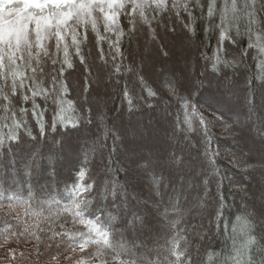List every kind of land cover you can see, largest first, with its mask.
I'll return each mask as SVG.
<instances>
[{
  "label": "trees",
  "instance_id": "1",
  "mask_svg": "<svg viewBox=\"0 0 264 264\" xmlns=\"http://www.w3.org/2000/svg\"><path fill=\"white\" fill-rule=\"evenodd\" d=\"M127 3L116 22L95 10L0 42V264H264L260 168L240 155L264 158V0ZM181 38L197 44L191 88L131 64ZM159 124L169 147L148 132ZM189 195L208 208L200 237ZM152 222L146 255L131 231Z\"/></svg>",
  "mask_w": 264,
  "mask_h": 264
},
{
  "label": "rangeland",
  "instance_id": "2",
  "mask_svg": "<svg viewBox=\"0 0 264 264\" xmlns=\"http://www.w3.org/2000/svg\"><path fill=\"white\" fill-rule=\"evenodd\" d=\"M131 1L136 4V7L142 9L144 5L151 1L163 3L165 0ZM127 2L128 0H75V2L72 4H64L60 2V0H57L56 3L48 7L46 6L47 0H0V16L2 14H5L3 16L4 20L12 15L14 18L12 20L14 21V23H12V21H5L6 23L0 26V42L9 43V39H12L14 42L18 43V41L23 39V37L25 39L28 36V31L30 30L31 25H33V31H35L39 35V37L42 38L46 35V30L54 21L56 23H63L76 14L91 15L95 10L102 12L109 22H116L117 15L121 8L125 7L126 4H129ZM180 37H177V39ZM166 44L167 45L164 44V47L167 49L166 55L162 53L160 46H158L157 44H140L141 47L139 49H136V52L130 59L131 64L135 66V69H143L144 74H146L147 77H149L157 84H160L162 77L166 75H172L173 77H178L182 81L184 86H186L187 88H191L195 79V76L192 75V71L194 72V70L198 69V63L196 61L197 44L192 42L188 38H181L177 41V43L174 44L168 42ZM133 76L137 77L136 74H133V79ZM98 85L99 84H93L92 86L94 88H97ZM98 90H101L102 92L99 91L100 98L97 100V102L100 104V106L105 104L109 106L114 97L109 84L104 87L99 85ZM147 117L148 115H146V113L142 114L141 116L143 120H148ZM120 118L121 120H123V122H120L121 130L125 133L128 128V125L126 124L127 120L123 115H121ZM132 124L133 123H131V125ZM131 127H133L135 132L137 131V127L135 125H132ZM148 127V132L159 141L165 142L166 147H169L173 143L168 138L167 131L165 129L166 126L159 124L158 126L152 125L151 127V125H149ZM244 139H246V137ZM135 143L137 144V142ZM127 145L128 142H126V146ZM250 147L251 146H247V148H245L244 146L241 147L240 155L245 154L249 155V157H254L252 159L256 160V163L260 168L257 172L250 175L253 180V184L258 185V188L255 187L254 189L255 194L250 198H253L251 201V205H254L253 207H256L260 211L264 212V158L260 153L249 150ZM133 155H135V151ZM133 158H131L130 163L136 171L139 166V158L137 156L134 159ZM135 174L138 179L140 178L138 182L142 183V186L146 188L147 182L145 181V178H141L143 175H141L140 173ZM184 201H186V205L183 207V218L189 211L192 217L194 216L197 225V228L193 231L196 232L195 234H197L198 237L205 235V225L203 224V221L205 220L206 211H208V208L202 207L198 200H196V198H191V195L187 196L185 200H183V202ZM151 216L153 219H156L155 214ZM160 228L161 227L158 222H152L150 225H145L144 228L141 227L139 229L137 227L135 228V231H131V234L134 236L135 242L137 243L139 240H141L142 245H144V247H142L138 244H135L140 250V253L146 255L150 254L149 252L152 251H155V253H157V249H151L152 251H150L147 246L160 240V238L157 237L158 233L160 231L162 232V229ZM144 242H146L147 244H144ZM86 264L101 263L96 260H92Z\"/></svg>",
  "mask_w": 264,
  "mask_h": 264
},
{
  "label": "snow or ice",
  "instance_id": "3",
  "mask_svg": "<svg viewBox=\"0 0 264 264\" xmlns=\"http://www.w3.org/2000/svg\"><path fill=\"white\" fill-rule=\"evenodd\" d=\"M56 2H57V0H47V5L46 6L50 7ZM60 2H62L64 4H72V3L75 2V0H60ZM42 11H43V9H42ZM213 70H215V65H213Z\"/></svg>",
  "mask_w": 264,
  "mask_h": 264
}]
</instances>
